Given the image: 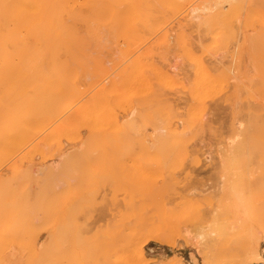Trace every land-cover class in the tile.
<instances>
[{
	"label": "rangeland",
	"instance_id": "374dc122",
	"mask_svg": "<svg viewBox=\"0 0 264 264\" xmlns=\"http://www.w3.org/2000/svg\"><path fill=\"white\" fill-rule=\"evenodd\" d=\"M256 1L247 0V7L252 4L250 8L254 6L255 9L248 10L247 8L246 11L238 16L239 23L236 22V27L234 29V32H237L236 34L238 35H236L235 37L230 36L231 33H229L222 24H220L222 25L220 26V28H216L219 31L215 29V31L219 32V36H217L220 40H216L218 37L214 40V36H211L213 35V30H210L207 27L206 29L205 26H200L199 28L195 26L194 23V25L190 24L192 22L187 24L188 22L184 20V16H186L185 14L190 11L189 9L193 5H191L189 8H184L182 10V13L179 14L180 16L177 15L169 17L166 23H164V25L162 26V30L157 28L143 29L141 27L142 30L140 29V34H138L139 32L135 33L139 37H135L134 34H129V38L126 35H123V38L122 35H120L122 37L121 39L119 38L120 36L118 37V35L111 29L109 30L108 27L105 29L104 27L98 26V16L102 17L105 15L98 14L97 16H94V18L98 17L97 21L93 18H90L94 14L88 8H80L82 12L79 11V13L81 12L80 19L82 18V20H79L78 23H82L84 21V23H82V28L80 26L81 24L78 25L77 23V28L81 29L78 30V32H80L79 35L83 33L81 36H79V39L80 37L82 38L81 42L79 41L80 44L78 47V49L81 48L79 49L81 50V52L79 50H76L73 53L75 55L70 52L68 53V55H66L67 52L65 50L64 53H62V50L60 52H57V54L53 51H47L45 60L40 64L38 71L40 77L42 78V81H39L38 79L34 83H29V85L26 84L28 85L25 86L27 90L23 88V85L19 87L16 86L15 82H18L20 80L19 84H22L21 81L24 82L25 79L24 76L23 78H21L20 76V79H17L18 81L13 80V74H16L18 76L13 67L14 73H12L11 78L4 82H9L8 85H11L13 88L16 87L13 92H20L19 90L23 91V93L20 92L22 96L24 95L25 91H27V94L25 93L26 95H24L25 98H29V96L32 97L33 90H37V88L42 89V93H44L45 95L44 105L48 109H50L49 113H54V111L56 110L54 114H56L57 116L55 115L54 117H50L47 112H44V114H47L45 118L47 120H44L45 123L43 122L44 124H42V126L40 125L41 127L39 126L38 129L33 132L10 157H8V159L4 158L3 160H6L3 163L0 162V260L2 259L0 261V264H37L39 262V264H77V262L79 264H94V262L95 264H141L139 260L134 259L133 261L132 259L131 261V257H127V251L125 248L127 246H125L124 244H127V242H129L132 238V236L128 234H131L132 231L134 232L135 229L137 231V229L140 230V228H144L145 226L142 225L147 226L146 228H144V234L142 233L143 236H141L140 233L136 236L137 238L134 237V240L136 238V241L134 242H136V245L139 243L138 246H141L140 248L143 249L144 255L147 258V261H149L145 263L180 264V262H183L184 264H208L207 259L196 246V236L197 234L205 235L207 233V236L205 235L206 237H204L203 239V241L207 245L210 244V241L212 239L219 238V232L216 230L213 231L211 230L212 228H209V226H211L210 224L212 223V218L218 213V211H220L221 217L223 211L225 212L228 210L229 212L230 209L231 211L228 213V215H224V218H228L226 219V223L229 222L230 225L233 224L231 228L233 226L234 227L231 230L232 232L230 234L231 236L229 240H227V242H224L220 239V244L222 246L224 245L225 247H234L241 242H246L251 238L250 236H252V231L250 232L251 226L258 225L257 228H259V230L257 237L259 238L261 246H264V162H259L256 160H244L240 162H233L230 164L225 161L223 162V160L221 161L220 158V141L222 139L221 135L226 132V126L228 125V122L234 120L235 116L237 117V119H235L234 122L236 126L239 127L238 118L244 112L242 109H246L249 103H252L254 101L255 104L264 106L263 97H260V95H256L251 99L248 94L250 81L258 79L259 75L262 72V69H264V67L261 69L258 67L260 65L259 61L264 58V51H259L258 43L260 41L257 42L258 38V40H260L262 36H264V14L262 13L263 15L260 14L261 16H259V10L264 11V8H260L262 4L264 6V0ZM197 2L200 3L201 0L196 1L194 5H197ZM259 2H261L262 4H260ZM258 3L261 5L260 7H258ZM98 7L99 5L96 6L95 9L98 10ZM225 7L226 9L229 8L227 4H225ZM253 10H257L258 14L256 13L253 17H250L252 16V13L254 14L255 12H257H253ZM247 11H250L249 15ZM86 12H88V14H86ZM94 13L96 15L98 11H95ZM243 14L245 17H243ZM82 16L85 17L84 20ZM86 17L88 21L90 19H93L91 20L92 22L94 21L93 24L91 22V28L93 27L92 30L94 31H92V33H87L89 32V26L87 27L88 24L85 25V23L88 22L87 20H85ZM243 18L245 19L243 20ZM250 18L254 19L257 22L254 21L253 23V20ZM96 24L98 30L95 28ZM215 31L214 35L216 37L217 32ZM252 33L254 34V36H252ZM181 34H183V36ZM133 35L134 37H132ZM125 36L129 40H127ZM117 37L119 39H117ZM131 37L133 38V43L135 42L133 44L134 46L130 45L132 44L130 42V40H132ZM122 39H124V41H122ZM226 39L228 40V42ZM251 39L253 41H251ZM121 41L125 43H121L122 46H119ZM217 41L218 43H216ZM112 42L114 43L112 44ZM126 43L134 48V53L138 50L137 53H133V55L130 53V55L129 53L125 52L128 51V48L129 51L132 50V47L130 48V46ZM96 44L98 45V47ZM237 45L239 46L236 47ZM121 49H123V51ZM253 49L255 50V52L258 51L257 55L254 54ZM11 52L16 51L11 50ZM131 52H133V50ZM260 53L263 55H261ZM138 54L143 55V60L140 58V61L139 58H137ZM61 56L63 57V59ZM131 56L135 57L134 60L131 59L133 62L132 65L136 64L134 65V68H137L139 66V69L132 68L133 70L131 71V75L133 76H131L127 74L128 72H130L129 69L131 68H127L129 71H126L127 75L123 74V76V69L126 70V68L124 67L132 66L130 65ZM245 56L247 57V59ZM124 60L125 62L127 60V64L123 62ZM256 60L257 62H255ZM63 61L68 63L69 65V67H67L66 69H63L61 67V63ZM134 61L137 62L134 63ZM98 62L100 64H98ZM147 62H149V65ZM199 63L206 64V66L208 65V68H211V71L213 69L212 74L216 72V75L220 72L216 76L220 78L222 77L228 80L230 83V86L225 88L226 90L223 89L224 91L222 90L223 92H220L219 95L216 94L213 95L212 98L210 97L209 99H205L206 101L204 105L206 113L203 117L204 121L203 119H201L199 121L200 123H195V125L197 124L196 127H198V124L201 125L203 123L204 126L201 125V128L205 131H201L200 127H198L199 129L193 127L191 118L192 112L196 111V109L200 107V105H198L200 103L191 100L193 99V96H191V89L197 82L198 72H196V68ZM255 64L257 66H255ZM154 66H157V68H155ZM17 68H19L18 65ZM24 68L25 67L21 69ZM163 68L167 71L164 72ZM256 68L260 69L261 72L258 73V69ZM159 69H161L163 73L159 71ZM250 70L253 71L251 72ZM23 71L24 70H21V73ZM169 71H172L173 74L170 72L171 75H169ZM62 72H65V74L68 73L65 78ZM135 72H138V74ZM144 72L146 73V75ZM143 73L146 76H144L146 82H144V78L142 77ZM164 73H168V75L173 78L176 77L175 79L177 80L173 79V81L171 79L170 82V79H165V81H163L165 77H163ZM193 73H196V75L193 76ZM120 75H122L123 77H125L126 75V79L128 80L126 81L124 78V81L128 82L129 85L128 83H123V80L121 78L122 76ZM69 76L73 78H70L71 80L78 83L81 90V97L78 99L72 98L70 100L71 96L68 92V82H65L66 77L69 78ZM107 76L108 78H110H106ZM127 76H130V78H128ZM103 78H105L104 80H106L107 82L104 81ZM100 79L102 82L100 81ZM130 79H132V84L129 81ZM147 79L150 80L148 81ZM111 80H114L115 85L113 84V86H111L110 88L109 86L113 82H111ZM13 81L15 82L13 83ZM67 81L70 80L67 79ZM99 81L103 84L105 82L104 88L103 84H100ZM147 81L151 83V88L147 84ZM4 82L0 81V86L3 85ZM246 82L249 84H247ZM98 83L100 84V86H102L101 88L100 86L97 87V85H99ZM159 83L161 87L158 85ZM13 84L15 86H13ZM143 84L144 86H142V90L140 87ZM145 84H147V88ZM8 85L5 84V86H2L3 89L0 88V100L6 101L2 106H7L6 103H8V106L6 108L4 107L5 109L8 108V113H11L9 111H11V109L13 108H17L16 110H22L24 107L20 104H25L29 99L27 98L26 100L25 98H20L19 93L17 92L16 93L18 95L15 93L12 94L13 96L16 95L14 96L15 99L12 98V95V97H6L8 94L10 95L12 93L11 91L13 89ZM106 86L108 88H106ZM7 87H11V89L9 90V88ZM21 87L25 91L23 89H19ZM190 87L192 88L190 89ZM17 88L19 90H16ZM59 88L63 90L65 96L64 94H60L61 90H59ZM148 88L150 89L148 90ZM8 90L11 93H9ZM148 91H150L152 95ZM28 92L30 93L29 96H27ZM146 92L150 94L148 98V94H145ZM100 96H106L104 98L105 100L99 99ZM63 97L67 98L62 100ZM90 97L91 101L92 99L94 100L88 103L87 101H90ZM142 97H144V99ZM19 98L23 99V102L26 100V102L22 103ZM145 98H147V100ZM17 99L19 100V103L21 102L20 104L18 103L19 107L16 104L15 107L12 106V104L14 105V103H16ZM189 99L191 100V102ZM143 100L146 101L143 102ZM10 102H12V104ZM192 102H195V104L192 105ZM86 104L89 105L84 108ZM82 106L84 107L81 109L85 110H82L83 112H85V114L83 115L85 120L84 118H82V113L81 116H79L80 112L79 114H76L77 109L81 111L79 107ZM167 107L169 108V111H172V114L176 117L173 116L171 118L172 114L170 115L171 112L169 113ZM4 108H2V110ZM160 108L164 110L167 109L166 112L163 110L162 111L166 114L168 113V115H164ZM239 109L241 112L239 111ZM2 110H0V112ZM59 110H62V112H60ZM158 111L160 112V114L162 112V116L158 114ZM150 112L153 114H151ZM3 113L4 114L2 115H5V112ZM139 113H142L143 116L146 114L148 115L149 113V115L151 114V116H154L155 119L153 117L152 121V118L150 119L149 115H146L148 119L146 116H144L146 119L144 120L143 116H139ZM188 115L190 116L189 119ZM10 116L12 115H9V117ZM163 116L164 120L162 119ZM165 116L168 118H166L167 120L165 119ZM14 117L11 118L13 120L19 118L17 117V115L16 118ZM48 117H50V119H48ZM0 118L2 119L1 115ZM184 118L186 119L187 123H184ZM110 119H115V121L117 122L116 128H111L109 124ZM170 119H172L173 121ZM13 120H5L4 122H2V119L0 120V122L1 124L4 123V125L5 123L12 124ZM139 120L141 121V123H143V125ZM147 120L149 121L146 123ZM189 120H191L190 124ZM16 121L17 120H15V122ZM165 121L167 122V126H165ZM99 124L102 125V127H98ZM174 124H176V126ZM15 125L16 124H13V126ZM127 125L135 126L132 127V130L130 131L132 133H128L130 134L129 139L131 140L134 138L135 140H128L126 146L122 147L121 150H119L118 147L116 148V145H112L116 143H112L111 147V139L109 140L108 137V135H110V132L108 133L107 131H111V135H113V131H119ZM144 125L145 128H142ZM138 126H142L141 130L140 128L138 129ZM162 127L167 129L166 135L168 139H172V137H170V134L174 135V130L179 132L181 131V129L183 130L179 132L181 134L177 132L176 134L181 135L182 137L178 136L180 137V140L176 137H173L175 139H173L174 142H172L174 145L176 144V148L174 147L175 149L172 148V150L171 147L173 145H168L172 142L170 143V140H167L166 137L167 142L165 141L164 144L165 146H170V148H163V144H159V146L157 145V148L162 146L160 148L163 149V152L162 149L160 151V149L156 148L158 150L157 151L154 148L156 150L155 151L152 148L156 156L155 158L158 159L157 157L160 156L161 159L156 160L155 162V160H152V157H154L153 155L151 157L152 159L150 160L149 158H147L146 160L144 156L145 161L143 162V160L141 159V153L147 155L149 150L150 152H152L150 148L151 146H148L149 149L147 152V150L145 149V147L148 148L147 144L145 143L146 145L143 147V145L139 141L137 142V140L141 141V139L145 138V140H147L145 142H148L149 140L151 142H154L155 140L153 138L160 134L158 132V129ZM185 127H188L187 134L183 133L184 131H186ZM189 127L192 129H190ZM193 128L197 131L194 134L193 132L195 130ZM98 129L100 130V132L101 130L107 131H105L104 133H100ZM139 130H143L142 132L144 135ZM168 130L170 131V133ZM95 131H97L98 133ZM133 132L137 134L139 139H136L138 138L136 135H134V137H130L133 136ZM190 132L192 133L190 134ZM105 133L107 138L106 136L103 137L102 142L101 138L105 135ZM138 133L140 135H138ZM145 134H147V136ZM99 135L101 137H99ZM184 135H194L195 137L191 136V141L190 137L187 138L189 140L184 141ZM184 137L186 139L187 136ZM93 138H96L95 142L99 143V145L102 143H107V145H109L108 148L105 144L104 149H100L101 153H99V149L95 150L98 145L94 144L96 145V147L94 146L95 149H91L94 148L92 147V143H94ZM176 139H178L184 147H190L189 151L191 154L189 153L187 155L188 150H186L185 152L184 147L181 148V145L179 147V144L175 142ZM181 139H183L184 144ZM188 141L190 143H188ZM185 143L189 144L190 146H186ZM113 147L115 148L113 149ZM178 147L183 151L179 150ZM99 148H101V145ZM105 148H107L109 152ZM140 148L142 150H145V152H140ZM167 148L168 150H170H166ZM110 149L113 150L110 151ZM116 149H118L119 151H116ZM102 151L104 154H102ZM159 151L162 153H158ZM174 151L178 153H175ZM107 152L109 154H107ZM111 152L112 155H110ZM150 152L149 154H151ZM164 152L166 154L175 153V156L178 155V157H175L176 159L178 158L177 162L175 161L176 159L173 158V154L171 157L174 159V161L171 159V162H169L168 157H170V154L167 157V155H164ZM182 152L185 153L183 154ZM192 152L200 155V163L194 162L192 157L194 153ZM91 153L94 155H92ZM180 154L183 156V158ZM103 155H105V157L110 156V158L114 156V158L112 157L110 160H108V158L107 160H104L103 158L102 160V157H104ZM164 156L168 158L167 160L165 159L166 161H163V159L165 158ZM179 156L180 158L185 159L182 162H179ZM96 157L101 159H97ZM146 157H148V155ZM186 157H188L189 159H187ZM186 159L189 162L185 161ZM15 166H17V168ZM48 167H55L52 171L55 172L56 175L53 176V174H51L49 177L37 176L36 171L38 170V168L46 169V174L47 172H49L47 169ZM51 176L53 177L50 178ZM22 177L25 179H23ZM29 182L31 185L29 184ZM21 183L23 186L20 185ZM2 185L4 189L2 188ZM16 187H18V189L22 187L21 190H24L20 192V189L18 191ZM40 188L43 189L41 190ZM5 189L8 190L5 191ZM27 189L30 190L28 191ZM12 190H14V192ZM40 191H44V193ZM27 193H29V196L27 195ZM24 194L25 196H27L25 197ZM41 194L43 196H41ZM19 195L21 197V201L20 199L16 200L17 197L20 198ZM38 195L40 199H38ZM11 198L14 201H9V199ZM22 198L25 199L23 200ZM30 198L32 199L29 200ZM5 199L7 200L5 201ZM41 199H44V201L41 202ZM32 200L34 202V207L32 208L35 209V207L38 206L37 208H39L40 210L37 208L35 209V211L31 210L32 208H30L29 205L32 206ZM38 200L40 201L37 202ZM24 201L26 203L25 205L32 202L27 205L28 209H25V211H23L25 208ZM7 203H9V206ZM12 203H15L14 205L16 206L17 211H15L16 208L13 207L14 205H12ZM21 204L22 207H20ZM8 208L10 212L15 209V212L13 211L12 213H9ZM21 208H23V210ZM236 209H242L240 211L241 213L237 212ZM243 209H247L246 216H243L245 214H242L244 213L242 212ZM255 209H257L256 212L254 211ZM20 211H23L25 213H22ZM33 211L34 213H38L33 214ZM18 213L21 214L23 218ZM29 214H33L34 216L32 215L31 217ZM15 217H18L20 221H18V219L16 220ZM11 219H15L16 221L14 220L15 222H13L11 221ZM23 219L27 220L24 221ZM254 220H258V224H255ZM17 221L19 222V226L18 224H16ZM9 222H11V224ZM139 224L141 225V227L138 226ZM34 225H36L37 228ZM11 226L13 229L11 228ZM27 226L29 228V231L28 229H26ZM20 228H23V231ZM234 228L236 231L234 230ZM9 229H11L13 232H11ZM31 229H33V231ZM152 229L154 232L155 229L159 231L158 233H154ZM26 231L28 232V234L25 233ZM159 232L160 235L162 234L165 237L162 236V238H157L160 237V235H158ZM24 234L26 237H20V235ZM33 235L36 237H34ZM27 236L30 237L28 238ZM138 236H141V238H138ZM163 237L165 238L164 241ZM23 238H28L30 240H27L26 242V239L24 241ZM124 239H129V241H125ZM19 240L22 241L20 242ZM33 244L35 245L33 246ZM73 245L74 249L72 248ZM114 246H116L115 249ZM138 246H136V248H139ZM101 248L103 250H101ZM118 251L119 253H117ZM82 254L83 256L85 255V259L83 258V256H81ZM39 255L40 260L38 262V259L33 260V256L38 257ZM64 255L65 257H63ZM60 261L61 263H59ZM136 261L138 262L136 263Z\"/></svg>",
	"mask_w": 264,
	"mask_h": 264
},
{
	"label": "bare ground",
	"instance_id": "6f19581e",
	"mask_svg": "<svg viewBox=\"0 0 264 264\" xmlns=\"http://www.w3.org/2000/svg\"><path fill=\"white\" fill-rule=\"evenodd\" d=\"M196 1H199V0H0V81H7L9 78H11V75H12V73H14V71H16V73L18 74V76L16 75V74H13V80H17V79H20L19 77L21 76V78H23V76H24V82H25V85H24V82L23 81H21V83L22 84H19L20 83V80L18 81V82H15V81H13V83L15 82V84H16V86H24L23 88L24 89H26L25 88V86H28L29 85V83H34L35 81H37L38 79H39V81H42V78L40 77V75H39V67H40V64L41 63H43V61L45 60V57H46V53H47V51H53V52H56V54H57V52H60V51H62L63 50V52L62 53H64V50L67 52L66 53V55H68V53L70 52V53H74L76 50L78 51L79 49H81V48H79L78 49V47H79V41L81 42V37H80V39H79V36H81V35H79V33L80 32H78V30L80 29H78L77 28V23H78V21L79 20H82V18L80 19V13L82 12L81 11V9L80 8H83V9H85V8H88L91 12H93V16H91L90 18H93V19H95V20H97L98 21V17H99V22H97L99 25L98 26H101V27H104L105 29L108 27V29L110 30H112L114 33H116L117 35H118V37L120 36V35H122V37H123V35H126L127 37H128V35L129 34H134L135 35V37L137 36V37H139L138 35H136L135 33H138L139 31H140V29H141V27L143 28V29H155V28H157V29H161L162 28V26L164 25V23H166V21L169 19V17H171V16H177V15H179L180 13H182V10L184 9V8H186V7H190L191 5H193V6H191L190 7V11H188V13L187 14H185L186 16H184L185 18H184V20L186 21V22H188L187 24H189L190 22H192V23H190V24H192V25H194L195 24V26H197V27H199L200 28V26H205V28L207 27L208 29H210V30H213L212 31V34L213 35H211L212 37L214 36V40H215V38H217L219 35V30L218 29H216V28H220V26H222L223 25V27H225V29L226 30H228V32L229 33H231V35L230 36H236V35H238V34H236L235 32H234V29H235V27H236V22H238V19H239V15L241 14V13H243L244 11H246L247 10V8H248V10L249 9H255L254 8V6L252 7V8H250V6H252V4L251 5H249V7H247V0H201V2L199 3V2H197V5H194V3L196 2ZM256 1V0H255ZM257 2V1H256ZM199 3V4H198ZM260 4H262L261 2H259ZM258 3V4H259ZM225 4H227L228 5V9H226V7H225ZM258 5V7H260L261 5ZM99 5V9L97 10V9H95L96 8V6H98ZM222 6V7H221ZM221 7V8H220ZM260 8H264V6H263V4H262V6L260 7ZM259 8V9H260ZM87 9V10H88ZM259 9H257V10H259ZM257 10H253V12L254 11H257ZM264 10V9H263ZM79 11H81L80 13H79ZM95 11H98V13H96V15H95ZM260 12H259V16H261V15H263L264 14V11H262V10H259ZM262 11V12H261ZM89 12V11H88ZM88 12H86V14H88ZM248 12V15L250 14L249 12L250 11H247ZM85 13V12H84ZM252 13V12H251ZM258 14V11L257 12H255L254 14L252 13L251 15L252 16H250V17H253L255 14ZM263 13V14H262ZM98 14H100V15H105V16H98L97 18H94V16H97ZM261 14V15H260ZM90 15H92V14H90ZM89 15V16H90ZM245 15H246V13H245ZM83 16H84V14H83ZM82 16V17H83ZM180 16V15H179ZM243 17H245L244 16V14H243ZM255 17H257V16H255ZM84 18L85 17H83V20H84ZM174 18V17H173ZM176 18V17H175ZM93 19H90L89 21L87 20V17H86V19L85 20H87L86 22L87 23H85V25L86 24H88L87 25V27H88V31L89 32H87V33H92V29H93V27L91 28V20H93ZM241 19V18H240ZM245 18H243V20H244ZM250 19H252V18H250ZM256 19H258V18H256ZM261 19H262V17H261ZM253 20V23H254V19H252ZM251 20V21H252ZM264 21V20H263ZM262 21V22H263ZM94 22V21H93ZM93 22H92V24H93ZM172 22V21H171ZM255 22H257V21H255ZM260 22V21H259ZM82 23H84V21L82 22ZM82 23H78V25L79 24H81L80 26H81V28H82ZM95 23H96V21H95ZM194 23V24H193ZM239 23V22H238ZM169 24H170V22H169ZM220 24H222V25H220ZM256 24V23H255ZM84 25V24H83ZM84 25V26H85ZM94 26V25H93ZM79 27V26H78ZM95 28L97 29V24H96V26H95ZM94 28V29H95ZM202 28V27H201ZM206 28V29H207ZM83 29H86V28H83ZM205 29V30H206ZM215 29L216 30H218V31H215ZM81 30V29H80ZM98 30V29H97ZM142 30V29H141ZM162 30V29H161ZM183 30V29H182ZM210 30H209V32H210ZM221 30V29H220ZM241 30V29H240ZM261 30H263V29H261ZM108 31V30H107ZM107 31H106V33H107ZM160 31V30H159ZM214 31L215 32H217L216 33V37H215V33H214ZM82 32V31H81ZM84 32V31H83ZM94 32V31H93ZM111 32V31H110ZM184 33V32H183ZM254 33V32H253ZM252 33V34H253ZM94 34V33H93ZM108 34H110V33H108ZM113 34V33H112ZM138 34H140V32L138 33ZM228 34V33H227ZM226 34V35H227ZM100 35H101V33H100ZM106 35V34H105ZM134 35L132 36V37H134ZM167 35V34H166ZM165 35V36H166ZM182 36H183V34H181ZM218 35V36H217ZM93 36V35H92ZM108 36V35H107ZM115 36V35H114ZM113 36V37H114ZM126 36H125V38H126ZM252 36H254V34L252 35ZM117 37V39H121L122 37L120 36L119 38ZM131 37V38H132ZM168 37V36H167ZM225 37V36H224ZM124 38V37H123ZM129 38V37H128ZM128 38H126L127 40H129ZM180 38V37H179ZM254 38V37H253ZM125 39V40H126ZM136 39V38H135ZM221 39H223V38H221ZM259 39V38H258ZM257 39V42L258 41H260L259 43H258V48H259V51L260 52H263L264 51V36H262V38L260 39V40H258ZM137 40H139V39H137ZM185 40V39H184ZM213 40V41H214ZM216 40H220L219 39V37L216 39ZM227 40V39H226ZM225 40V41H226ZM246 40V39H245ZM122 41H124V39H122ZM120 42V44L122 43H125V42ZM135 41V40H134ZM251 41H253L252 39H251ZM90 42V41H89ZM130 42L132 43V44H130V45H132V46H134L133 44L135 43H133V38H132V40H130ZM136 42H138V41H136ZM165 42H166V40H165ZM184 42V41H183ZM227 42H228V40H227ZM82 43H84V42H82ZM114 42H112V44H113ZM129 43V42H128ZM128 43H126V44H128ZM164 43V42H163ZM216 43H218V41L216 42ZM219 43H220V41H219ZM254 43V42H253ZM98 44V43H97ZM96 44V45H97ZM119 44V46H122V44L120 45ZM183 44V43H182ZM84 45V44H83ZM99 45V44H98ZM98 45H97V47H98ZM129 45V44H128ZM129 45V46H130ZM251 45H253V44H251ZM85 46V45H84ZM102 46V45H101ZM118 46V47H119ZM128 46V47H129ZM132 46H130V48L132 47ZM139 46V45H138ZM185 46V45H184ZM239 45H237L236 47H238ZM247 46V45H246ZM256 46H257V43H256ZM83 47V46H82ZM89 47V46H88ZM117 47V46H116ZM123 47H124V45H123ZM137 47V46H136ZM218 48V47H217ZM125 49V48H124ZM126 49H127V46H126ZM190 49V48H189ZM237 49H239V48H237ZM11 50H13V51H16V52H11ZM85 50V49H84ZM122 51H123V49H121ZM133 50V52H131ZM132 50H130L129 51V48H128V51H125V52H127V53H131L132 55H133V53H134V48L132 47ZM254 50V49H253ZM252 50V51H253ZM80 52H81V50H79ZM135 51H136V49H135ZM138 51V50H137ZM137 51L135 52V53H137ZM192 52V51H191ZM249 52V51H248ZM254 52V54H256L257 55V53H258V51L257 52H255V50L253 51ZM85 53V52H84ZM123 53V52H122ZM134 53V54H135ZM142 53V52H141ZM148 53V52H147ZM193 53V52H192ZM236 53V52H235ZM72 54H70V55H72ZM83 54V53H82ZM130 54V55H131ZM150 54V53H149ZM148 54V55H149ZM261 54V53H260ZM69 55V56H70ZM73 55H75V54H73ZM84 55V54H83ZM125 55H126V53H125ZM125 55H124V57H125ZM128 55V54H127ZM141 55V56H140ZM240 55V54H239ZM261 55H263V54H261ZM19 56V57H18ZM129 56V55H128ZM136 56V55H135ZM62 57V56H61ZM127 57V56H126ZM246 57V56H245ZM255 57V56H254ZM260 57V56H259ZM264 57V56H263ZM134 56L132 57H130V60L132 59V60H134ZM137 58H139V60H140V58L143 60V55L142 54H138V57ZM148 58V57H147ZM257 58V57H256ZM62 59H63V57H62ZM124 59H126V58H124ZM128 59V58H127ZM146 59V58H145ZM246 59H247V57H246ZM255 59V58H254ZM261 59V58H260ZM77 60V59H76ZM129 60V59H128ZM129 60V61H130ZM132 60L130 61L131 62V64L130 65H132ZM258 60V59H257ZM257 60L255 61V62H257ZM18 61V62H17ZM78 61V60H77ZM76 61V62H77ZM128 61V62H129ZM138 61V60H137ZM137 61H134V63H136ZM141 61V60H140ZM148 61V60H147ZM201 61V60H200ZM259 61V60H258ZM18 64H17V63ZM66 62H67V60H66ZM66 62H62L61 63V67L63 68V69H66L67 67H69V65H68V63H66ZM99 62H101V61H99ZM98 62V64H100ZM123 62H125V60L123 61ZM126 62H127V60H126ZM125 62V63H126ZM143 62V61H142ZM202 62V61H201ZM248 62V61H247ZM148 63V65H149V62H147ZM250 63V62H249ZM254 63V62H253ZM259 63H260V65L258 66L260 69L261 68H263L264 67V58H262V60H260L259 61ZM258 63V64H259ZM127 64V63H126ZM125 64V65H126ZM129 64H128V66H129ZM155 64V63H154ZM169 64V63H168ZM200 64V63H199ZM198 64V66H197V71L196 72H198V78H197V82L194 84V87L192 88V87H190V89L192 90V95L191 96H193V99H191L192 101L194 100L195 102H198V103H200V104H198V105H200V107L198 108V109H196V111H193L192 112V124H193V127H195V128H197V129H199L198 127H202L201 125H203L204 126V124L202 123V121H201V125L200 124H198V127H196V125H195V123H197V122H199L201 119H203V121H204V116H205V99L206 98H212V96L213 95H216V94H218L219 95V93L220 92H223L224 90H226L225 88H227V87H229L230 86V83H229V81L228 80H226V79H224V78H220V77H218V76H216V75H218V74H216L215 75V73L216 72H214V74H212V72H213V69H212V71H211V68H208V65L206 66V64H200L199 65ZM17 65L19 66V68H17ZM134 65H136V64H134ZM134 65H132L131 67L129 66V67H127V66H125L124 68H126V70L125 69H123L124 71H125V73H124V71L122 72V75L123 74H126L127 72L126 71H129L130 70V72H128L127 74L128 75H131L132 74V70L133 69H137L139 66V64L136 66L137 68H134ZM147 65V64H146ZM245 65V64H244ZM249 65H251V64H249ZM12 66V67H11ZM124 66V65H123ZM151 66V65H150ZM255 66H257L256 64H255ZM13 67H14V71H13ZM23 68V67H25L24 69H21V68ZM99 67V66H98ZM120 67V66H119ZM155 67V66H154ZM248 67V66H247ZM12 68V69H11ZM118 68V67H117ZM123 68V67H122ZM127 68H131V69H127ZM133 68V69H132ZM150 68V67H149ZM155 68H157V66L155 67ZM159 68H162V67H159ZM165 68V67H164ZM163 68V69H164ZM167 68V67H166ZM171 68V67H170ZM170 68H169V70H170ZM18 69V70H17ZM24 70L22 73H21V70ZM139 69V68H138ZM140 69H142V68H140ZM168 69V68H167ZM256 69H258V68H256ZM260 69H258L257 71H258V73L259 72H261V70ZM26 70V71H25ZM230 70H232V69H230ZM249 70V69H248ZM264 69H262V72H261V74L259 75V78L258 79H256V80H253V81H250V84L249 83H247V84H249L250 85V88H249V91H248V94H249V97L252 99V97H255L256 95H260V97H263V99H264V71H263ZM13 71V72H12ZM18 71V72H17ZM135 71V70H134ZM134 71H133V73H134ZM138 71V70H137ZM150 71V70H149ZM159 71H161V69H159ZM165 71H167V70H165L164 69V72ZM193 71V70H192ZM218 71V70H217ZM223 71V70H222ZM251 72L253 71V70H250ZM146 72V71H145ZM144 72V73H145ZM162 72V71H161ZM170 72L172 73V71H169V75H171L170 74ZM245 72V71H244ZM135 73H137L138 74V72H135ZM142 73V72H141ZM144 73H143V78H144V76L146 75V73H145V75H144ZM151 73V72H150ZM158 73V72H157ZM163 73V72H162ZM232 73V72H231ZM249 73V72H248ZM21 74H24V75H21ZM62 74H64V78H65V76L68 74V73H66L65 74V72H62ZM126 74V75H127ZM136 74V75H137ZM173 74V73H172ZM194 74V73H193ZM256 74V73H255ZM111 75V74H110ZM122 75H120V76H122ZM126 75H125V77H121L122 78V80H123V83L124 84H126V83H128V82H125L124 81V78H125V80L127 81L128 79H126ZM156 75V74H155ZM160 75H163V74H160ZM168 75V73H164V75H163V77H164V80L163 81H165V79H170V82H171V79L173 80V79H175V78H173V77H171V76H169ZM196 75V73L193 75V76H195ZM230 75V74H229ZM231 75H233V74H231ZM250 75V74H249ZM15 76H17V77H15ZM131 76H133V75H131ZM173 76V75H172ZM177 76V75H176ZM216 76V77H215ZM128 78H130V76H127ZM146 77V76H145ZM171 77V78H170ZM232 77V76H231ZM16 78V79H15ZM70 78H72L71 76H69V78L68 77H66V81L65 82H68L67 83V86H68V92H69V94H70V96H71V98L70 97H68V98H70V100L72 99V98H74V99H78V98H80L81 97V90H80V88H79V85H78V83L77 82H75V81H73V80H71ZM106 78H108V76L106 77ZM110 78V77H109ZM108 78V79H109ZM137 78V77H136ZM160 78V77H159ZM195 78V77H194ZM257 78V77H256ZM67 79H69L70 81H67ZM73 79V78H72ZM105 78H103V80H104ZM151 79V78H150ZM149 79V80H150ZM21 80H23V79H21ZM131 80L132 79H130L129 81H130V83H131ZM135 80V79H134ZM133 80V81H134ZM148 80V79H147ZM148 80V81H149ZM175 80H177V79H175ZM64 81V80H63ZM100 81H101V79H100ZM99 81V82H100ZM104 81H106V80H104ZM113 81V82H112ZM132 81V82H133ZM141 81H143V80H141ZM147 81V84L150 86V88H151V83H149ZM152 81V80H151ZM156 81V80H155ZM160 81V80H159ZM174 81V80H173ZM235 81V80H234ZM64 82V83H65ZM102 82V81H101ZM100 82V84H103V83H101ZM107 82V81H106ZM111 82H112V84L109 86L110 88H111V86H113V84L115 83L114 82V80H111ZM144 82H146V79L144 78ZM169 82V81H168ZM167 82V83H168ZM176 82V81H175ZM193 82H195V81H193ZM8 83L9 82H4L3 83V85H1L0 86V88H2L3 89V87L2 86H5V84L6 85H8ZM109 83V82H108ZM107 83V84H108ZM165 83V82H164ZM178 83V82H177ZM18 84V85H17ZM26 84H28V85H26ZM99 84V83H98ZM100 84L99 85H97V87H99L100 86ZM132 84V83H131ZM142 84V83H141ZM147 84H145L146 85V88H147ZM166 84V83H165ZM164 84V85H165ZM170 84V83H169ZM193 84V83H192ZM62 85V84H61ZM104 85H105V82H104V84H103V88H104ZM115 85V84H114ZM128 85H129V83H128ZM160 87H161V85H160V83L158 84ZM240 85V84H239ZM8 86H11V85H8ZM13 86H15L14 84H13ZM66 86V87H67ZM126 86V85H125ZM137 86V85H136ZM142 86H144V84L143 85H141V89H142ZM148 86V87H149ZM162 86H163V84H162ZM244 86V85H243ZM12 87V86H11ZM11 87L9 88V87H7V88H9V90L11 89ZM102 86H100V88H101ZM239 87V86H238ZM246 87V86H245ZM5 88V87H4ZM6 88V89H7ZM13 88V87H12ZM16 88V87H15ZM15 88H13L12 89V93L9 91V93H11L10 95L8 94L6 97H9V96H11L13 93H15V94H17V93H19V96H20V98L22 97V98H25L24 97V95H26L27 93V91H25L22 87L21 88H19V89H23L24 91H25V93H24V95L22 96V94H20V92L21 93H23V91H21V90H19L18 88L16 89V90H19L20 92H13L14 91V89ZM60 88H61V86H60ZM59 88V90H61L60 91V94H64L63 93V90L62 89H60ZM106 88H108L107 86H106ZM109 88V89H110ZM145 88V89H146ZM150 88H148V90L150 89ZM163 88V87H162ZM167 88V87H166ZM247 88V87H246ZM108 89V90H109ZM164 89V88H163ZM168 89V88H167ZM224 89V90H223ZM236 89H239V88H236ZM5 90V89H4ZM27 90V89H26ZM105 90V89H104ZM143 90V89H142ZM223 90V91H222ZM0 91H1V89H0ZM7 91V92H8ZM41 91V92H40ZM106 92H107V90H106ZM149 93H150V91H148ZM236 92V91H235ZM242 92H245V91H242ZM191 93V92H190ZM4 94V93H3ZM5 94H7V93H5ZM29 92H28V95L27 96H29ZM107 94V93H106ZM146 95L148 94L147 92L145 93ZM151 94V93H150ZM150 94H148V96H147V98L150 96ZM241 94V93H240ZM247 94V93H246ZM18 95V94H17ZM152 95V94H151ZM189 95V94H188ZM245 95V94H244ZM13 96V95H12ZM11 96V97H12ZM14 96H16V95H14ZM14 96L12 97V98H14ZM26 96V97H27ZM63 96V95H62ZM64 96H65V94H64ZM68 96V95H67ZM92 96H94V95H92ZM103 96V95H102ZM247 96V95H246ZM18 97V96H17ZM16 97V98H17ZM61 97V96H60ZM106 96H104V97H101L100 96V98L99 99H101V100H103L104 98H105ZM236 97H238V96H236ZM1 98V97H0ZM12 98H10V99H12ZM19 98V100L20 101H22V103H25L26 102V100H27V98H25L24 100V102H23V99H20ZM67 97H63L62 98V100L63 99H66ZM83 98V97H82ZM97 98V97H96ZM143 99H144V97H142ZM141 98V99H142ZM147 98H145L146 100H147ZM191 98V97H190ZM214 98V97H213ZM257 98H259V97H257ZM6 99V98H5ZM15 99V98H14ZM29 100H27V102L25 103V104H20L19 103V100L17 99L16 100V103H14V105L12 104V102H10L11 104H12V106H14L15 107V104L18 106V103L20 104V105H23V109L22 110H16L15 108H13V109H11V111H9V112H11V113H8L7 111H8V108L7 109H5L7 106H8V103H6L7 104V106H2V105H4L5 104V100L3 101H1L0 100V110H2V108H4L2 111L3 112H5V115H2V114H4L2 111V113L0 112V115H1V117H2V119H3V121L2 122H4L5 120H13L11 117H14V118H16V115H17V117H19L18 119H14L13 120V122H12V124L11 123H5V125H4V123H2L1 124V122H0V125H2V126H0V128L1 127H4V128H1L0 129V160H3L4 158H6V159H8V157H10L15 151H16V149L22 144V143H24L27 139H28V137L33 133V132H35L37 129H38V127L41 125L42 126V124H44L45 122H44V120L46 121L47 119H45L46 118V116H47V114H44V112H47L48 114H49V116L50 117H54L56 114H54L55 112H56V110L54 111V113H49V111H50V109H48L45 105H44V100H45V95H44V93H42V89H40V88H37V90H33V95H32V97L31 96H29V98H28ZM69 100V101H70ZM94 99H92V101H93ZM105 100V99H104ZM146 100H143V102H145ZM190 100V99H189ZM191 100H190V102H191ZM236 100V99H235ZM254 100V99H253ZM256 100V99H255ZM11 101V100H10ZM18 101V102H17ZM80 101H81V99H80ZM87 101V100H86ZM91 101V97H90V101H87L88 103H90V102H92ZM141 101V100H140ZM166 101V100H165ZM240 101V100H239ZM3 102V103H2ZM8 102V101H7ZM63 102V101H62ZM66 102H67V100H66ZM66 102H64V103H66ZM83 102V101H82ZM86 102V103H87ZM195 102L193 103L192 102V105L193 104H195ZM249 102H251V101H249ZM264 103V102H263ZM63 104V103H62ZM84 104V103H83ZM247 104V103H246ZM61 105V104H60ZM89 104H86V106L84 107V106H82V107H79L80 109L81 108H86L87 106H88ZM11 106V105H10ZM19 107V106H18ZM152 107V106H151ZM168 108V107H167ZM6 110V111H5ZM16 110V111H15ZM85 111L84 109H81V111H79L78 109H77V112H76V114H79V112H80V114H79V116H81V113H82V116L85 114V112H83V111ZM159 110V109H158ZM160 110L162 111H165L166 112V110L167 109H161L160 108ZM159 110V111H160ZM243 111V114H241L240 116H239V118H238V121H239V127H237L236 126V124H235V122H234V120L235 119H237V117H235L234 116V120H232V121H230V122H228V125L226 126V132L225 133H223L222 135H221V141H220V158H221V161L223 160V162L225 161V162H227V163H233V162H240V161H244V160H256V161H259V162H264V106H261V105H259V104H255L254 103V101L252 102V103H249V105L246 107V109H242ZM18 112V113H15V112ZM60 112H62V110H59ZM144 111V110H143ZM158 111V112H159ZM162 111V112H163ZM168 111H169V108H168ZM190 111V110H189ZM239 111H240V109H239ZM145 112H147V111H145ZM157 112V113H158ZM162 112H161V114H160V112L158 113L160 116H162ZM171 112V113H170ZM241 112V111H240ZM14 113V114H13ZM151 113V112H150ZM169 113H170V115L172 114V111H169ZM7 114V115H6ZM146 114V113H145ZM151 114H153V113H151ZM151 114L149 115V113H148V115H149V117H150V119L153 121V117L154 116H151ZM163 114L164 115H168V113L166 114V113H164L163 112ZM9 115H12V116H10L9 117ZM53 115V116H52ZM147 115V114H146ZM146 115H144V116H146ZM147 115V116H148ZM169 115V116H170ZM9 118H8V117ZM57 116V115H56ZM58 116H59V114H58ZM139 116H143L142 115V113H139ZM143 116V118H144V120H146L145 119V117ZM146 116V117H147ZM174 115L172 114V116H171V118L173 117ZM236 116H237V114H236ZM50 117H48V119H50ZM140 117V118H141ZM174 117H176V116H174ZM181 117V116H180ZM4 118H6V119H4ZM73 118V117H72ZM82 118H84V116L82 117ZM139 118V119H140ZM142 118V119H143ZM164 118V116L162 117V119ZM167 117L165 116V119H166ZM187 118V117H186ZM190 118V116L188 115V119ZM1 118H0V120H2ZM52 119V118H51ZM54 119V118H53ZM56 119V118H55ZM141 119V120H142ZM147 119H148V117H147ZM149 119V120H150ZM154 119H155V117H154ZM168 119V118H167ZM166 119V120H167ZM174 119V118H173ZM177 119V118H176ZM15 120H17L16 122H15ZM84 120H85V118H84ZM143 120V121H144ZM149 120H147L146 121V123L149 121ZM164 120V119H163ZM170 120H172V119H170ZM184 123H187V121H186V119L184 118ZM83 121V120H82ZM140 121V120H139ZM155 121V120H154ZM173 121V120H172ZM191 120H189V124L191 123L190 122ZM44 122V123H43ZM166 122V121H165ZM140 123H141V121H140ZM170 123V122H169ZM200 123V122H199ZM11 124V125H10ZM13 124H16L15 126H13ZM95 124H97V123H95ZM109 124H110V126H111V128H116L117 127V122L115 121V119H110L109 120ZM133 124V123H132ZM131 124V125H132ZM142 125H143V123H141ZM155 124V123H154ZM157 124V123H156ZM166 124V125H165ZM164 125L165 126H167V122L165 123ZM192 124H191V126H192ZM131 125H127L126 127H124L123 129H120L119 131H113V135H111V131H107V130H105V131H107L108 133L110 132V135H108V137H109V140L111 139V143H110V146L112 147V145H116V148L118 147V149L119 150H121L122 149V147H124V146H126V143L128 142V140L129 141H133V139H129V135L130 134H128L131 130H132V127H135L134 125L133 126H131ZM151 125H153V124H151ZM175 126H176V124H174ZM186 125V124H185ZM200 125V126H199ZM6 126H7V128H6ZM40 126V127H41ZM164 126V127H165ZM174 126V127H175ZM189 126V125H188ZM98 127H102V125H100L99 124V126ZM142 127V126H141ZM141 127H139L138 126V129L140 128V130H141ZM164 127H162V128H160V129H158L159 131V135L158 136H156V137H154L153 139L155 140L154 142H151L150 140V142L148 141V142H145V141H147V140H145V138L144 139H141V141L140 140H137V142L139 141L142 145H143V147L147 144V147L149 146H151L150 148H151V150H152V148L154 149H156L157 148V145L159 146V144H163V148H166V147H168V145H173L172 147H171V150H172V148L173 149H175L176 147H175V145L173 144V139H175V138H173V137H176V138H178L179 140H180V137H182L181 135H177L176 134V132L177 133H179V132H181V131H183L182 129H181V131H175L174 130V132H175V134L174 135H171L170 134V137H172V139L171 138H169L168 139V137H167V129H165ZM121 128V127H120ZM142 128H145V125L142 127ZM183 128V127H182ZM186 128V127H185ZM184 128V129H185ZM188 128V127H187ZM187 128H186V131H184L183 133H185V134H187L188 132H187ZM190 128V127H189ZM102 129V128H101ZM136 129V128H135ZM156 129V128H155ZM190 129H192V128H190ZM194 129V128H193ZM99 130V129H98ZM139 130V131H140ZM144 130V129H143ZM142 130V131H143ZM180 130V129H179ZM195 130V129H194ZM193 130V131H194ZM204 129H202L201 128V131H203ZM104 130H101V132H105ZM142 131H140V132H142ZM169 131V130H168ZM192 131V130H191ZM205 131V130H204ZM95 132H97V131H95ZM99 132H100V130H99ZM100 132V133H101ZM145 132V131H144ZM195 132H197L196 130L193 132V134L195 133ZM98 133V132H97ZM103 133H102V135H103ZM107 133V134H108ZM130 133H132V132H130ZM147 133V132H146ZM169 133H170V131H169ZM172 133V132H171ZM192 132H190V134H191ZM94 134H96V133H94ZM142 134H143V132H142ZM141 134V135H142ZM179 134H181V133H179ZM132 135V134H131ZM134 135H136L137 136V134L136 133H134L133 132V136H130V137H134ZM138 135H140L139 133H138ZM144 135V134H143ZM146 136H147V134H145ZM183 135V134H182ZM197 135V134H196ZM98 136V135H97ZM106 136V133H105V135L104 136H102V138H101V141H102V139H103V137H105ZM178 136H180V137H178ZM184 136H187L186 137V139H185V137ZM183 136V139H184V141H186V140H189V139H187V138H189L190 137V141H191V138L194 136V135H184ZM192 136V137H191ZM95 137V136H94ZM99 137H101L100 135H99ZM98 137V138H99ZM112 137V138H111ZM119 137V138H118ZM138 137V136H137ZM144 137V136H143ZM149 137V136H148ZM166 137H167V140H170L169 142L171 143L172 141V143L171 144H168V145H166L165 146V141L167 142V140H166ZM195 137V136H194ZM106 138H107V136H106ZM105 138V139H106ZM140 138H141V136H140ZM91 139V138H90ZM94 139V138H93ZM96 139V138H95ZM95 139L93 140V142L94 143H92V147H96V145H94V144H97L98 145V147L95 149V147L94 148H91V146H90V148L91 149H95V150H97V149H99V151H100V149L102 150V149H104V145L106 144L107 145V143H105V144H100L101 145V148H99L100 147V145H99V143H96L95 142ZM100 139V138H99ZM136 139H139V137L138 138H136ZM152 139V140H153ZM178 139H176V141L175 142H177V144H179V147H180V145H181V148L182 147H184L182 144H181V142L178 140ZM183 139H181L182 140V142H183ZM135 140V139H134ZM113 141V142H112ZM92 142V141H91ZM103 142V141H102ZM101 143V142H100ZM108 143H109V141H108ZM112 143H116V144H112ZM146 143V144H145ZM187 143V142H186ZM185 143V144H186ZM188 143H190L189 141H188ZM112 144V145H111ZM137 144V143H136ZM183 144H184V142H183ZM138 145H139V143H138ZM189 144H186V146H188ZM108 146L109 145H107V148H108ZM190 146V145H189ZM89 147V146H88ZM149 147L148 148H146L145 147V149L147 150V152H148V149H149ZM160 147H162V146H160ZM160 147H158L157 149H160V151H161V149L162 148H160ZM175 147V148H174ZM178 147V149L179 150H182V149H180ZM107 148H105L106 150H107ZM115 147H113V149H114ZM168 148H170V146L168 147ZM168 148L166 149V150H168ZM185 148V152H186V150H188L187 152V155L190 153V147H184ZM194 148H196V147H194ZM112 149V150H113ZM118 149H116V151L118 150ZM144 149V148H143ZM154 149V150H155ZM156 149V150H157ZM90 150V149H89ZM111 149H110V151H112ZM118 150V151H119ZM155 150V151H156ZM170 150V149H169ZM168 150V151H169ZM92 151V150H91ZM104 151V150H103ZM103 151H102V154H104L103 153ZM108 152H109V150H107ZM141 151H144L145 152V150H142L141 148H140V152ZM158 151V150H157ZM158 152V153H162L163 152V149H162V152ZM167 151V152H168ZM183 151V150H182ZM194 151V150H193ZM98 152V151H97ZM107 152V154H109ZM146 152V153H147ZM149 152H150V150H149ZM149 152H148V157H146L147 155H145V154H142L141 153V159L143 160V162L145 161V159H144V156H145V158H146V160H147V158H149V160L150 159H152V160H155V162H156V160H160L161 159V157L160 156H158L157 158L158 159H156L155 157V154H154V152H153V150H152V152H150L151 154H149ZM166 152V151H165ZM164 152V153H165ZM175 152V151H174ZM181 152V151H180ZM184 152V153H185ZM99 153H101V151L99 152ZM106 153V152H105ZM157 153V152H156ZM157 153V154H158ZM170 153H171V151H170ZM169 153V154H170ZM175 153H178V152H175ZM175 153H172L173 154V158H175V157H178V155L177 156H175L176 154ZM183 153V152H182ZM183 153V154H184ZM192 153H194V152H192ZM92 154V153H91ZM106 154V155H107ZM118 154V153H117ZM169 154H164V155H167V157H168V155ZM172 154H170L169 156L170 157H168V158H166V156H164L165 158L163 159V161H166L167 159L169 160V162H171V159L174 161V159L171 157L172 156ZM191 154V153H190ZM92 155H94V154H92ZM100 155V154H99ZM99 155H98V157H99ZM110 155H112V152H111V154ZM151 155V156H150ZM152 155L154 156V157H152ZM160 155V154H159ZM181 155V154H180ZM186 155V156H187ZM193 155V154H192ZM104 157H102V160H103V158H104V160L106 159L107 160V158H108V160H110L112 157L114 158V156H112L111 158H110V156L109 157H105V155H103ZM182 156V155H181ZM185 156V155H184ZM218 156H219V154H218ZM91 157V156H90ZM152 157V158H151ZM188 157H190V156H188ZM188 157H186L187 159H189ZM193 157V160H194V162H199L200 163V155H198L197 153H194V155L192 156ZM191 157V158H192ZM92 158V157H91ZM97 158V157H96ZM179 158H180V156H179ZM182 158H183V156H182ZM182 158H180L179 159V162H182L184 159H182ZM5 159V160H6ZM95 159V158H94ZM97 159H101V158H97ZM166 159V160H165ZM176 159V158H175ZM178 159V158H177ZM177 159L175 160L176 162H177ZM185 160V161H188V160ZM5 160H3V161H0L1 163H3ZM151 160V161H152ZM192 160V159H191ZM160 162V161H159ZM189 162V161H188ZM223 162H221V163H223ZM1 163H0V165H1ZM191 163V162H190ZM16 168H17V166H15ZM53 168H55V167H51V168H47L48 169V171L49 172H47L46 174H45V170L46 169H44V168H38V170L36 171V174H37V176H47V177H49L51 174H53V176L54 175H56L55 174V172H53L52 170H53ZM15 170V169H14ZM53 176H51L50 178H52ZM23 178V177H22ZM46 178V177H45ZM21 179V178H20ZM23 179H25V178H23ZM17 180V179H16ZM19 180V179H18ZM22 180V179H21ZM31 180V179H30ZM44 180V179H43ZM51 180V179H50ZM20 181V180H19ZM25 181V180H24ZM23 181V182H24ZM46 181V180H45ZM52 181V180H51ZM41 182H43V181H41ZM29 184H30V182H29ZM4 185V184H3ZM3 185H2V188H3ZM21 186H23L22 185V183L20 184ZM20 185H19V187H20ZM27 185V184H26ZM31 185V184H30ZM1 186V185H0ZM10 186V185H9ZM18 186V185H17ZM13 187H15V186H13ZM40 187H41V185H40ZM12 188V187H11ZM17 189H18V187H16ZM15 188V189H16ZM22 188V187H21ZM21 188H19L20 189V192L22 191V190H24V189H22L21 190ZM23 188H25V187H23ZM28 188V187H27ZM4 189V188H3ZM2 189V190H3ZM16 189V190H17ZM19 189H18V191H19ZM41 189V188H40ZM43 189V188H42ZM41 189V190H42ZM0 190H1V188H0ZM6 190H8V189H5V191ZM28 190V189H27ZM30 190V189H29ZM28 190V191H29ZM13 192H14V190H12ZM11 191V192H12ZM25 192V191H24ZM40 192H43L44 193V191H40ZM8 193V192H7ZM14 194V193H13ZM20 194H22V193H20ZM1 195H2V193H1ZM16 195V194H15ZM27 195L29 196V193H27ZM26 195V196H27ZM18 196V195H17ZM23 196V195H22ZM24 196H25V194H24ZM25 196V197H26ZM31 196V195H30ZM41 196H43L42 194H41ZM9 197V196H8ZM15 197V196H14ZM19 197H20V195H19ZM37 197V196H36ZM35 197V198H36ZM38 197H39V195H38ZM5 198H7V197H5ZM12 198H13V196H12ZM12 198L11 199H9V201H14V200H12ZM32 198H33V196H32ZM32 198H30L29 200H31ZM34 198V199H35ZM20 199V201H21V197L20 198H16V200H19ZM23 200L25 199V198H22ZM38 199H40V197L38 198ZM7 199H5V201H6ZM28 200V201H29ZM5 201H3V202H5ZM8 201V202H9ZM27 201V202H28ZM35 201V200H34ZM40 200H38L37 202H39ZM42 201H44V199L42 200L41 199V202ZM16 202H18V201H16ZM32 202H33V200H32ZM32 202H30V203H32ZM20 203V202H19ZM23 203V202H22ZM30 203H28V204H30ZM8 204V206H9V203H7ZM15 203H12V205H14ZM26 203H25V201H24V205H25ZM27 204V205H28ZM34 202L32 203V206L31 205H29V207L30 208H32V207H34ZM5 205V204H4ZM17 205V204H16ZM24 205H23V207H24ZM27 205H25V208H24V210H23V208H21L23 211H25V209L27 210L28 209V206ZM45 206V205H44ZM13 207H15L16 208V206L14 205ZM20 207H22V204H21V206ZM38 207V206H37ZM37 207H35V209L37 208ZM19 208V207H18ZM42 208V207H41ZM46 208V207H45ZM44 208V209H45ZM2 209V208H1ZM6 209V208H5ZM35 209H31V210H34L35 211ZM37 209H39V208H37ZM3 210V209H2ZM8 210H9V208H8ZM15 210V209H14ZM13 210V211H14ZM19 210V209H18ZM30 210V209H29ZM40 210V209H39ZM220 210V209H219ZM242 209H236V211L237 212H240ZM13 211H11L10 212V210H9V213H12ZM15 211H17V208H16V210ZM14 211V212H15ZM23 211H20V212H22V213H25V212H23ZM34 211H33V214H35L34 213ZM43 211H45V210H43ZM61 211V210H60ZM73 211V210H72ZM231 211V209L229 210V212ZM255 212L257 211V209H255L254 210ZM52 212V211H51ZM228 210L227 211H223L222 212V216L220 217V211H218V213L216 214V215H214L213 216V218H212V223L210 224L211 226H209V228L211 229V230H216V231H218L219 232V235H220V237L219 238H215V239H212L211 241H210V244H206L204 241H203V239H204V237H206L207 235V233L204 235V234H197V236H196V246H197V248H198V250L201 252V253H203V255L205 256V258L207 259V261H208V264H254V263H256V262H258L260 259H261V257L264 255V246H261V243H260V241H259V238L257 237V234H258V230H259V228H257V226L258 225H252L251 226V228H250V232L252 231V236H250L251 238L249 239V240H247L246 242L244 241V242H241V243H239V244H237L236 246H234V247H229V246H227V247H225L224 245L222 246L221 244H220V242H221V240L222 241H224V242H227V240H229V238H230V234H231V230L233 229V227L231 228V226L233 225L232 223V225H230L229 224V222H227L226 223V219H228V218H224V215L226 216V215H228ZM242 212H244V213H242V214H245V215H243V216H246V214H247V209H243V211ZM29 213V212H28ZM38 213V212H37ZM36 213V214H37ZM53 213V212H52ZM58 213V212H57ZM65 213V212H64ZM241 213V212H240ZM250 213V212H249ZM8 214V213H7ZM19 214V213H18ZM27 214V213H26ZM32 214V215H33ZM39 214H41V213H39ZM46 214V213H45ZM56 214V213H55ZM19 215H21V214H19ZM18 215V216H19ZM25 215V214H24ZM23 215V216H24ZM31 217H32V215L31 214H29ZM57 215V214H56ZM61 215V214H60ZM10 216H12V215H10ZM14 216V215H13ZM16 216V215H15ZM34 216V215H33ZM44 216V215H43ZM21 217H22V215H21ZM75 217V216H74ZM16 218V217H15ZM23 218V217H22ZM25 218V217H24ZM63 218V217H62ZM220 218H221V220H220ZM18 219V217L16 218V220ZM31 219V218H30ZM36 219V218H35ZM38 219V218H37ZM60 219V218H59ZM71 219V218H70ZM242 219V218H241ZM2 220V219H1ZM15 220V219H14ZM14 220H12L11 219V221H13V222H15ZM24 221L25 220H27V219H23ZM53 220V219H52ZM75 220V219H74ZM8 221V220H7ZM9 221H10V219H9ZM18 221H20L19 219H18ZM17 221V223L16 224H18L19 222ZM30 221V220H29ZM32 221V220H31ZM240 221V220H239ZM255 221V224H258V220H254ZM10 224H11V222H9ZM9 223H7V224H9ZM23 223V222H22ZM29 223V222H28ZM27 223V224H28ZM35 223V222H34ZM53 223H54V221H53ZM16 224H15V226H16ZM23 225V224H22ZM13 226H14V223H13ZM18 226H19V224H18ZM28 226H30V225H28ZM28 226L26 227V229H28V231H29V228H28ZM35 227H36V225H34ZM33 226V227H34ZM38 226V225H37ZM51 226V225H50ZM138 226H140L141 227V225L139 224ZM142 226H145L144 228H146L147 226L146 225H142ZM9 227V226H8ZM140 227H138V228H140ZM236 227V226H235ZM11 228H12V226H11ZM18 228V227H17ZM37 228V227H36ZM42 228H44V227H42ZM128 228H129V226H128ZM144 228H140V230H138L137 229V231H136V229L134 230L133 228V230H134V232L132 231V233L130 234H128V235H131L132 236V238L130 239V241H129V239H124L125 241H129V242H127V244L125 243L124 245L125 246H127V247H125L126 248V251H127V257H131V261H132V259H133V261H134V259L135 260H139L140 262H141V264H144L145 262H149V261H147V258L145 257V255H144V251H143V249L142 248H140L141 246H138L139 245V243L136 245L135 243L136 242H134V241H136V236L137 235H139L140 233H141V236H143V234H144V231H145V229ZM150 228V227H149ZM13 229V228H12ZM21 229V228H20ZM23 229V228H22ZM21 229V230H22ZM40 229V228H39ZM154 229V228H153ZM153 229H152V231H153ZM11 232H13L11 229H9ZM32 231H33V229H31ZM156 230L157 229H155V232L154 233H158V231L159 230H157V232H156ZM234 230H235V228H234ZM15 231V230H14ZM18 231V230H17ZM23 231V230H22ZM21 231V232H22ZM127 231V230H126ZM236 231V230H235ZM235 231H233V232H235ZM20 232V231H19ZM55 232V231H54ZM131 232V231H130ZM26 234H28V232L26 231L25 232ZM143 233V234H142ZM150 233V232H149ZM30 234H31V232H30ZM32 234H34V233H32ZM153 234V233H152ZM233 234V233H232ZM250 234V235H251ZM19 235V234H18ZM55 235V234H54ZM154 235H156V234H154ZM158 235H160V232H159V234ZM21 236H25V234L24 235H20V237ZM34 236V235H33ZM131 236H129V237H131ZM141 236H138V238H141ZM162 236H164V235H160V237H157V238H162ZM208 236H209V234H208ZM26 237V236H25ZM28 237V236H27ZM30 237V236H29ZM28 237V238H29ZM34 237H36V236H34ZM112 237V236H111ZM116 237V236H115ZM134 237H136L135 238V240H134ZM165 237V236H164ZM163 237V241H164V238ZM26 239V238H23L24 239V241H25V239H26V242H27V240H30V239ZM113 238V237H112ZM111 238V239H112ZM126 238H128V237H126ZM17 239H19V238H17ZM21 239V238H20ZM35 239V238H34ZM33 239V240H34ZM59 239V238H58ZM221 239V240H220ZM32 240V239H31ZM84 240V239H83ZM92 240V239H91ZM140 240V239H139ZM162 240V239H161ZM20 241V240H19ZM22 241V240H21ZM20 241V242H21ZM61 241V240H60ZM86 241V240H85ZM138 241V240H137ZM99 242V241H98ZM29 243V242H28ZM62 243V242H61ZM65 243V242H64ZM79 243V242H78ZM117 243V242H116ZM16 244V243H15ZM23 244V243H22ZM27 244V243H26ZM43 244V243H42ZM113 244H114V241H113ZM35 244H33V246H34ZM62 245V244H61ZM64 245V244H63ZM71 245V244H70ZM93 245V244H92ZM96 245V244H95ZM117 245V244H116ZM3 246H5V245H3ZM7 246V245H6ZM22 246V245H21ZM20 246V247H21ZM25 246V245H24ZM32 246V245H31ZM32 246V247H33ZM39 246V245H38ZM76 246V245H75ZM113 246V245H112ZM118 246V245H117ZM136 246H138L139 248H136ZM1 247V246H0ZM74 247V245L72 246V248ZM77 247V246H76ZM22 248H24V247H22ZM116 248V246H114V249ZM2 249H3V247H2ZM31 249H33V248H31ZM31 249H29V250H31ZM35 249V248H34ZM74 249V248H73ZM119 249V248H118ZM101 250H103L102 248H101ZM112 250H113V247H112ZM38 251V250H37ZM49 251V250H48ZM59 251V250H58ZM71 251V250H70ZM82 251V250H81ZM100 251V250H99ZM98 251V252H99ZM120 251V250H119ZM119 251L117 252V253H119ZM122 251V250H121ZM123 251H124V248H123ZM12 252H13V250H12ZM27 252V251H26ZM47 252V251H46ZM80 252V251H79ZM108 252V251H107ZM35 253V252H34ZM59 253H61V252H59ZM74 253V252H73ZM81 253V252H80ZM16 254V253H15ZM32 254V253H31ZM54 254V253H53ZM63 254V253H62ZM65 254V253H64ZM72 254V253H71ZM112 254V253H111ZM125 254V253H124ZM13 255V254H12ZM38 255V254H37ZM52 255V254H51ZM105 255V254H104ZM117 255H119V254H117ZM28 256V255H27ZM32 256V255H31ZM56 256V255H55ZM81 256H83V254L81 255ZM107 256V255H106ZM40 255L38 256V257H36V256H33V260L35 259H38L37 260V262L40 260ZM60 257H62V256H60ZM63 257H65V255L63 256ZM85 257V255L83 256V258ZM96 257V256H95ZM57 258V257H56ZM81 258V257H80ZM121 258V257H120ZM23 259V258H22ZM52 259H54V258H52ZM66 259V258H65ZM77 259V258H76ZM85 259V258H84ZM2 260V259H1ZM0 260V261H1ZM41 260H42V258H41ZM96 260V259H95ZM94 260V261H95ZM75 261V260H74ZM128 261V260H127ZM87 262V261H86ZM105 262V261H104ZM111 262V261H110ZM138 261H136V263H137ZM3 263V262H2ZM23 263V262H22ZM25 263H26V261H25ZM34 263V262H33ZM40 263V262H39ZM39 263H37V264H39ZM59 263H61V261L59 262ZM124 263V262H123ZM134 263V262H133ZM16 264V263H15ZM77 264H79L78 262H77ZM94 264H95V262H94ZM145 264H147V263H145ZM149 264V263H148ZM180 264H184L183 262H180Z\"/></svg>",
	"mask_w": 264,
	"mask_h": 264
},
{
	"label": "built area",
	"instance_id": "2783aa9c",
	"mask_svg": "<svg viewBox=\"0 0 264 264\" xmlns=\"http://www.w3.org/2000/svg\"><path fill=\"white\" fill-rule=\"evenodd\" d=\"M254 264H264V255L261 257V259L258 262Z\"/></svg>",
	"mask_w": 264,
	"mask_h": 264
}]
</instances>
